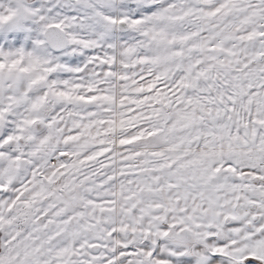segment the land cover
I'll list each match as a JSON object with an SVG mask.
<instances>
[{
	"label": "snow or ice",
	"instance_id": "6c2138e0",
	"mask_svg": "<svg viewBox=\"0 0 264 264\" xmlns=\"http://www.w3.org/2000/svg\"><path fill=\"white\" fill-rule=\"evenodd\" d=\"M0 264H264V0H0Z\"/></svg>",
	"mask_w": 264,
	"mask_h": 264
}]
</instances>
